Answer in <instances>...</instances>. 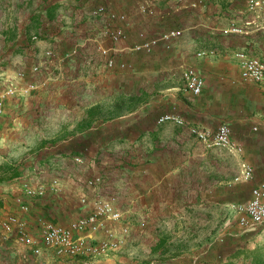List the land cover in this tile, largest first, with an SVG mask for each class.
<instances>
[{
    "label": "crops",
    "instance_id": "obj_1",
    "mask_svg": "<svg viewBox=\"0 0 264 264\" xmlns=\"http://www.w3.org/2000/svg\"><path fill=\"white\" fill-rule=\"evenodd\" d=\"M196 1L0 0V79L28 73L45 52L53 53L47 60L49 73L18 81L20 88L33 85L30 95L9 98L5 104L7 112L15 107L24 133L56 136L51 137L55 152L39 159L42 165L49 161L54 170L41 182L58 179L62 189L57 195L26 200L31 235H38L37 217L67 226L86 214L88 209L77 199L86 191L91 198H113L122 213L120 222L109 224L123 241L113 252L123 254L120 261L263 263L261 255L231 251L233 238L248 231L240 232L229 216L240 204L234 197L238 188L251 185L246 202L251 189L264 182V87L243 82L233 56L244 52L264 61V10L249 12L247 0H202L191 8ZM146 2L154 16L139 12ZM99 5L126 16V22L117 23L124 39L113 43L101 35L103 27L92 16ZM232 25L241 33L223 34ZM167 30H179L181 36L149 53L133 50L140 34L150 39ZM109 58L112 67L106 64ZM186 68L204 82L198 96L185 89ZM166 114L183 124L158 123ZM26 118L36 120L34 125L27 127ZM42 118L53 123L39 126ZM221 124L229 126L241 153L209 149L189 130L212 132ZM63 146L85 151L83 166L58 153ZM242 163L252 167V179L235 183ZM93 165L99 166L86 171ZM95 175L102 176V185L86 188L85 181ZM22 180L0 181V214L17 213L14 198L21 194ZM122 228L128 233L123 235ZM0 264L86 263L56 259L46 251L34 257L13 234H0Z\"/></svg>",
    "mask_w": 264,
    "mask_h": 264
},
{
    "label": "built area",
    "instance_id": "obj_2",
    "mask_svg": "<svg viewBox=\"0 0 264 264\" xmlns=\"http://www.w3.org/2000/svg\"><path fill=\"white\" fill-rule=\"evenodd\" d=\"M182 0H179L181 2ZM202 0H197L190 5L191 8L197 7ZM249 12L257 13L264 10V0H247ZM139 12L146 16H154L155 10L152 4L146 2L139 7ZM92 16L97 19H104L105 24L101 30V35L107 37L115 43L125 38L124 29L117 23L126 22V16L109 11L105 6L99 5L92 11ZM239 34L240 29L230 26L223 31V34ZM181 36L179 30H167L159 33L156 37L145 39L140 34L141 42L133 46L136 52H151L152 48L159 43L167 45L173 39ZM103 52V51H102ZM105 53V52H103ZM240 63V78L243 82H251L264 87V61L244 52L234 53ZM53 58L51 51L45 52L42 61L33 64L28 73L18 72L13 79H5L0 85V114L3 112L4 102L13 97H26L34 90L33 85L29 84L25 88L19 87L18 81L23 82L28 75L34 76L41 72L48 71V61ZM107 66L112 67L113 59H108ZM125 68V65L121 66ZM182 81L185 89L192 95L198 96L202 93L204 82L199 74L192 68H186L182 73ZM2 86V87H1ZM173 122L182 125V120L175 115H163L158 123ZM190 133L209 149H223L229 152L241 153L240 145L231 140V131L227 124L219 125L215 131L190 128ZM76 163H82L80 158H75ZM253 169L247 164L242 163L238 174L234 177L235 183H248L252 179ZM103 183L101 175H95L87 179L85 187L94 189ZM21 194L14 198L17 213L11 215L0 214V234L5 238L14 235L16 241L29 249L34 257H42L46 252L51 253L56 259H82L86 264H95L108 258L111 253L118 251L123 243L115 229L109 224L118 223L122 220V213L114 206V199L103 200L99 197L91 199L84 193L79 196V204L88 209L87 213L71 221L67 226L58 225L51 220L40 216L36 218L38 235L33 236L29 233L27 216L30 207L26 200L41 199L48 194L57 195L61 189L58 179H53L49 183H32L22 180L19 184ZM237 214V223L245 231L253 230L264 224V182L251 189L250 198L234 206ZM102 234L98 236V233ZM123 235L127 234L126 228L120 231Z\"/></svg>",
    "mask_w": 264,
    "mask_h": 264
},
{
    "label": "rangeland",
    "instance_id": "obj_3",
    "mask_svg": "<svg viewBox=\"0 0 264 264\" xmlns=\"http://www.w3.org/2000/svg\"><path fill=\"white\" fill-rule=\"evenodd\" d=\"M102 25L104 26V19H98ZM100 33V32H99ZM44 59H41L42 61ZM49 69V67H48ZM26 73V72H25ZM49 73V70L44 72ZM5 78L0 79V85L4 81ZM33 79V76H29L24 80H31ZM2 87V86H1ZM9 100V99H8ZM6 100L4 102V108L3 112L0 114V177L7 174H13L15 173L17 177H21L24 180H29L30 182L34 183L41 182V181H47L51 178V172L53 173V167L50 166V162L48 161L45 164H40L39 159H43L45 157H48L50 153L55 152L54 150V143H51V139L55 138L53 134H45L38 133V132H29L24 133V131H21L22 124L16 120V112L15 107H12V110L10 112L6 111ZM47 119L42 118V120L39 121V126H43L45 124L53 123V119H49L48 122ZM27 124L26 126H33L34 122L33 118L28 119L26 118ZM54 126V125H53ZM45 137L47 139H45ZM53 137V138H51ZM63 145V144H61ZM58 153L66 155L69 160L72 161V163L76 164L77 166H83L82 163H84V153L85 151H69V149L65 148L64 146L61 149H58ZM75 158H80L82 163H76L74 161ZM38 159V160H37ZM66 167L67 165H63ZM99 165H93L91 167H88L86 171L93 170L95 171L98 168ZM42 175L44 178H42ZM54 175V174H53ZM59 177V176H57ZM1 181V180H0ZM86 182V181H85ZM45 183V182H44ZM241 188H238L236 190V193L234 195L235 200H238L240 203L245 202L247 197V191L250 189V184H243ZM62 186V185H61ZM236 187L237 184H235ZM84 194H86V191H83ZM88 196V194H86ZM79 196H77L78 202H79ZM89 197V196H88ZM91 198V197H89ZM238 205V204H237ZM229 217L233 219L234 222L237 223V214L236 212H233ZM238 225V223H237ZM239 226V225H238ZM240 227V226H239ZM238 230L245 231L246 229L240 227ZM116 231V230H115ZM260 234V236H259ZM264 224L262 226L256 227L253 230H249L246 233L238 234L233 238V241L229 244L231 246V251L235 253H241L248 254L249 256H256L261 255L264 259ZM124 253V252H123ZM120 254L119 252L111 254L102 264H162V263H156L151 262L149 260H143L141 263H131L130 261H123L119 260L118 257ZM126 258L129 259L131 257L128 253V255H125ZM249 259V257H248ZM262 261V260H261ZM93 264V263H92ZM236 264H245V262H237ZM259 264H264L259 263Z\"/></svg>",
    "mask_w": 264,
    "mask_h": 264
},
{
    "label": "trees",
    "instance_id": "obj_4",
    "mask_svg": "<svg viewBox=\"0 0 264 264\" xmlns=\"http://www.w3.org/2000/svg\"><path fill=\"white\" fill-rule=\"evenodd\" d=\"M15 177H17V175L15 174V173H13V174H7V175H3V176H1L0 177V180L1 181H3V180H5V179H12V178H15ZM239 254V253H238ZM237 255V254H236Z\"/></svg>",
    "mask_w": 264,
    "mask_h": 264
}]
</instances>
